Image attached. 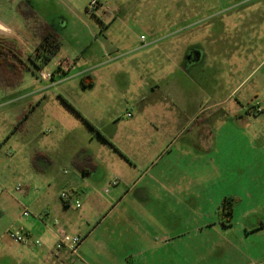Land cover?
Wrapping results in <instances>:
<instances>
[{
    "label": "rangeland",
    "instance_id": "rangeland-1",
    "mask_svg": "<svg viewBox=\"0 0 264 264\" xmlns=\"http://www.w3.org/2000/svg\"><path fill=\"white\" fill-rule=\"evenodd\" d=\"M19 1L0 0V19L10 28L6 37L21 48L23 59L30 66L19 85L0 90V184L9 203L7 213L0 218V247L12 250L20 245L10 241L6 234L19 227L30 233L32 241L38 239L35 219L42 215L40 208L48 211L60 205L58 194L68 192L69 186L64 182L68 175L63 171L73 173L69 158L79 148H92L96 142H90L93 134L77 113L88 117L103 136H108L112 119L125 121L128 115L136 113L137 109H132L136 96L146 98L151 84L163 82L166 76L171 81L178 77L176 63L190 69L192 75L201 70L189 65L196 58H203L206 65L202 70L210 79L211 102L230 100L255 105L264 101L262 93L255 92L253 81L239 88L231 99L227 98L229 88L240 82L244 69L247 71L251 64L241 67L238 54L233 56V49L238 53L235 33L244 14V8L240 7L246 0H99L93 14L85 11L89 0H23L30 2L39 17L60 36V48L50 60L43 63L35 60L39 66L42 64L40 67L32 61L38 40L14 11ZM253 17L248 13L247 20ZM225 36L231 39L226 40ZM225 42L229 50L233 47L228 63L223 56ZM190 55L188 63L184 58ZM39 73L50 77L41 79ZM200 80L203 85L202 76ZM188 83L192 84L189 80ZM224 108L222 105L214 112L221 114ZM202 119L201 116L198 121ZM215 130L220 154L235 148V142L224 137L238 131L224 129L218 122ZM104 148L112 151L109 143ZM35 149L46 151L52 163L37 159L36 170L32 169L30 157ZM253 150L256 148L247 150L249 165L262 160L252 155ZM229 161L230 165H236L235 158ZM107 169L101 164L96 175L98 182L102 178L106 181L101 195L104 189H110L107 181H113L114 177ZM259 175L250 170L246 173L243 187L247 192L240 196L231 227L216 225L201 232H264V186L251 180ZM230 177L232 190L238 189L234 186L236 174L231 173ZM16 187L23 188L24 193L16 192ZM232 198L236 205L237 197ZM78 202L76 213L82 217L81 226L67 234L85 229L91 232L96 221L103 217L94 216L95 209L88 203ZM24 209L29 217L21 216ZM189 222L184 221V228L177 232H195ZM106 226L100 225L95 232H107Z\"/></svg>",
    "mask_w": 264,
    "mask_h": 264
},
{
    "label": "crops",
    "instance_id": "crops-1",
    "mask_svg": "<svg viewBox=\"0 0 264 264\" xmlns=\"http://www.w3.org/2000/svg\"><path fill=\"white\" fill-rule=\"evenodd\" d=\"M241 6L244 14L235 33L238 53L233 47L229 50L225 42L224 62L228 63L233 49L241 67L251 64L247 71L244 69L240 82L229 88L227 98L231 99L251 81L255 92L264 97V0H246ZM248 13L254 16L250 21ZM190 57L185 61L189 63ZM175 65L178 77L171 81L166 76L163 82L151 84L146 98L136 96L132 107L136 113L125 121L112 119L108 136H103L88 117L77 113L93 134L90 142H96L92 148H79L69 158L73 173L63 174L68 175L64 182L69 186L70 197L60 200V205L48 207V211L40 208L42 215L35 219L39 226L35 240L39 244H16L18 247L12 250L0 247V264H264V232H201L216 225L232 226L240 196L246 191L243 184L248 170L260 174L251 180L264 186V101L255 105L230 100L211 102L210 79L202 70L206 66L203 58L189 64L201 69L193 75L190 69ZM200 74L203 85L199 84ZM222 105L225 108L221 114L214 112ZM256 105L263 111L252 114L250 110ZM201 116L203 119L198 121ZM217 122L224 129L239 132L225 135V140L235 142V148L222 154L217 146ZM106 143L113 152L105 150ZM249 147L256 148L252 155L261 161L247 164ZM80 149L92 156L96 163L94 172L81 173L71 165ZM42 152L47 156L42 160L51 164L46 151ZM221 157L225 160H219ZM232 158L236 159L235 166L229 164ZM101 164L117 180L114 185L107 181L110 189H104L102 195L100 190L106 181L102 177L99 182L96 179ZM231 173L236 174L234 186L239 187V196L238 189L232 190L229 184ZM6 195H0V218L9 208ZM234 196L237 203L231 220L222 224L218 209L224 198ZM75 201L88 203L95 209L94 216L103 217L96 221L94 231L68 232L81 237L76 253L56 251L57 237L81 226ZM187 220L195 232H177ZM103 224L107 225V232H95Z\"/></svg>",
    "mask_w": 264,
    "mask_h": 264
},
{
    "label": "trees",
    "instance_id": "trees-1",
    "mask_svg": "<svg viewBox=\"0 0 264 264\" xmlns=\"http://www.w3.org/2000/svg\"><path fill=\"white\" fill-rule=\"evenodd\" d=\"M16 14L24 22L25 28L38 40L33 50L34 60L32 61L35 66L40 67L42 64L39 66L35 60L42 61V63L50 60L60 48V36L36 12L21 10L19 6ZM28 70H30V66L23 59L21 48L17 46L14 40L0 36V89L9 90L19 85L23 81V73ZM33 156L30 159V167L35 170V161L46 158V155L40 150H35ZM71 165L81 173L87 174L96 169V163L85 149H80L73 156ZM235 202V198L232 197H226L222 200L218 209L220 223L227 224L230 222Z\"/></svg>",
    "mask_w": 264,
    "mask_h": 264
},
{
    "label": "built area",
    "instance_id": "built-area-1",
    "mask_svg": "<svg viewBox=\"0 0 264 264\" xmlns=\"http://www.w3.org/2000/svg\"><path fill=\"white\" fill-rule=\"evenodd\" d=\"M99 0H89L88 8L85 10L88 14H93V12L96 9V6L98 5ZM39 77L41 79H47L50 77L49 74L45 73H39ZM252 114H259L263 111V109L259 106H254L251 110ZM116 179H114L111 184H116ZM18 193H24V189L20 187H16L14 189ZM4 191V187L0 184V195ZM106 191V190H105ZM68 192H61L59 198L62 201H66L69 198ZM75 206L79 207V202L75 201ZM21 216L23 217H29V212L27 209H24L21 213ZM9 237V239L17 244H27L28 242L32 241V236L30 233L26 232L22 227H19L17 229L8 230L6 233ZM34 244H39L38 240L33 241ZM81 243V237L78 235H69L67 233L62 234L61 236L57 237V240L55 242L54 248L56 251L66 249L71 253H76L77 247Z\"/></svg>",
    "mask_w": 264,
    "mask_h": 264
},
{
    "label": "flooded vegetation",
    "instance_id": "flooded-vegetation-1",
    "mask_svg": "<svg viewBox=\"0 0 264 264\" xmlns=\"http://www.w3.org/2000/svg\"><path fill=\"white\" fill-rule=\"evenodd\" d=\"M20 6V9L21 10H28V11H33V12H36L35 9L32 7V4L30 2H27V1H23V0H20L14 7V11L16 13V10L17 8ZM17 15V14H16ZM18 17V16H17ZM19 18V17H18ZM23 25H24V22L19 19ZM8 26V25H7Z\"/></svg>",
    "mask_w": 264,
    "mask_h": 264
},
{
    "label": "water",
    "instance_id": "water-1",
    "mask_svg": "<svg viewBox=\"0 0 264 264\" xmlns=\"http://www.w3.org/2000/svg\"><path fill=\"white\" fill-rule=\"evenodd\" d=\"M10 28L0 19V36H8Z\"/></svg>",
    "mask_w": 264,
    "mask_h": 264
}]
</instances>
